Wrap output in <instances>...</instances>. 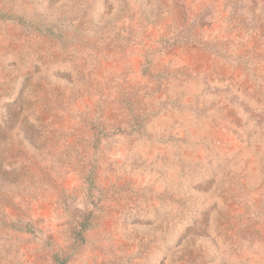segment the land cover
<instances>
[{
    "label": "rangeland",
    "instance_id": "1",
    "mask_svg": "<svg viewBox=\"0 0 264 264\" xmlns=\"http://www.w3.org/2000/svg\"><path fill=\"white\" fill-rule=\"evenodd\" d=\"M0 264H264V0H0Z\"/></svg>",
    "mask_w": 264,
    "mask_h": 264
}]
</instances>
